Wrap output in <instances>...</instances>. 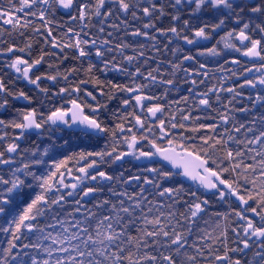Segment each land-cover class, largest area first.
<instances>
[{
    "label": "snow or ice",
    "instance_id": "1",
    "mask_svg": "<svg viewBox=\"0 0 264 264\" xmlns=\"http://www.w3.org/2000/svg\"><path fill=\"white\" fill-rule=\"evenodd\" d=\"M0 264H264V0H0Z\"/></svg>",
    "mask_w": 264,
    "mask_h": 264
},
{
    "label": "trees",
    "instance_id": "2",
    "mask_svg": "<svg viewBox=\"0 0 264 264\" xmlns=\"http://www.w3.org/2000/svg\"><path fill=\"white\" fill-rule=\"evenodd\" d=\"M20 104H22V103H20Z\"/></svg>",
    "mask_w": 264,
    "mask_h": 264
},
{
    "label": "water",
    "instance_id": "3",
    "mask_svg": "<svg viewBox=\"0 0 264 264\" xmlns=\"http://www.w3.org/2000/svg\"><path fill=\"white\" fill-rule=\"evenodd\" d=\"M21 103H23V102H21Z\"/></svg>",
    "mask_w": 264,
    "mask_h": 264
},
{
    "label": "flooded vegetation",
    "instance_id": "4",
    "mask_svg": "<svg viewBox=\"0 0 264 264\" xmlns=\"http://www.w3.org/2000/svg\"><path fill=\"white\" fill-rule=\"evenodd\" d=\"M21 103V102H20Z\"/></svg>",
    "mask_w": 264,
    "mask_h": 264
}]
</instances>
